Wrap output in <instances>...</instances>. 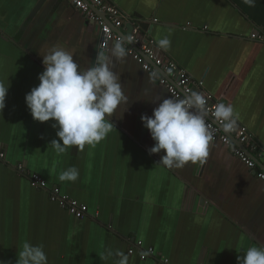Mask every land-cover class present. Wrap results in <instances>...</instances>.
Listing matches in <instances>:
<instances>
[{"label":"crops","instance_id":"obj_1","mask_svg":"<svg viewBox=\"0 0 264 264\" xmlns=\"http://www.w3.org/2000/svg\"><path fill=\"white\" fill-rule=\"evenodd\" d=\"M0 0V83L8 86L0 111V264H16L23 243L43 245L48 264H115L101 260L107 249L142 260L128 250L135 241L153 246L168 264H238L251 246H264V182L220 141H211L204 164L169 169L160 164L141 115L168 90L128 54L116 63L122 102L111 117L112 131L95 147L57 154L49 144L54 121L33 119L25 95L39 84L43 55L54 47L73 55L79 70L95 65L100 28L69 0ZM141 22L155 39L168 37L164 51L222 102L264 146V0H108ZM28 23L26 24V22ZM129 24L120 30L128 33ZM159 96L160 99L152 100ZM62 143V141H61ZM264 162V153L260 156ZM43 176L49 186L88 206L84 218L50 201L15 166ZM79 169L75 182L58 175ZM204 202V203H203Z\"/></svg>","mask_w":264,"mask_h":264},{"label":"clouds","instance_id":"obj_2","mask_svg":"<svg viewBox=\"0 0 264 264\" xmlns=\"http://www.w3.org/2000/svg\"><path fill=\"white\" fill-rule=\"evenodd\" d=\"M249 7L256 0H242ZM131 35L120 36L107 51H98L95 65L87 70H79L72 54L61 48H52L43 55L44 71L38 74L39 84L25 95V102L33 119L39 122L54 121L56 136L49 144L57 154L75 148L83 151L85 146L95 147L112 131L114 124L110 119L118 106L128 102L124 96L120 77L115 66L126 59V45L133 44ZM157 47L168 51L171 41L168 37L157 41ZM8 86L0 83V111L5 107ZM160 99L156 96L152 101ZM209 115L206 98L195 91L183 97L164 98L153 109L151 116L141 115L143 126L150 132L154 145L149 154L160 153V164L165 167L183 168L186 164H203L209 155V144L213 134L207 126ZM211 115L225 133H231L237 126L238 117L231 104L219 102ZM62 141V143H61ZM79 169L70 166L60 172L61 182H75ZM16 264H48L43 245L23 243L17 253ZM142 255L147 256V252ZM118 257L115 264H130L125 253L107 249L101 260ZM238 264H264V246H251L237 256Z\"/></svg>","mask_w":264,"mask_h":264},{"label":"built area","instance_id":"obj_3","mask_svg":"<svg viewBox=\"0 0 264 264\" xmlns=\"http://www.w3.org/2000/svg\"><path fill=\"white\" fill-rule=\"evenodd\" d=\"M77 9L82 11L86 18L97 24L100 28L101 38L100 50L107 49L112 42L122 36L116 32L127 23L130 26L126 36L133 37V44L126 45L128 54L136 60L142 68L157 78L169 92L170 97H183L192 91L202 94L207 101L209 115L206 120L207 126L213 134L212 141H220L232 147V151L255 175L264 182V162L260 156L264 153V146H261L251 130L239 120L237 126L231 133H225L220 124L211 115L217 103L222 102L221 97L214 96L206 89L203 79L194 78L188 71L180 66L175 60L168 56L162 49L157 47L154 38L144 33L139 19L110 3L108 0H69ZM107 16V18H105ZM124 36V35H123ZM253 40L264 42V36L253 32L250 36ZM237 141L240 145H237ZM254 156V157H253ZM259 160V161H257ZM260 162V163H259ZM6 163V152L0 148V165ZM15 170L28 177L30 184L37 188L46 190L51 202L58 204L70 214L84 218L88 215V206L78 200L61 192L58 186H49L47 180L38 173L30 172L23 164L15 166ZM138 252L142 260L154 257L162 264H168L169 260L158 253L153 246H144L142 240H137L128 250L129 254ZM147 252L148 255H142Z\"/></svg>","mask_w":264,"mask_h":264},{"label":"water","instance_id":"obj_4","mask_svg":"<svg viewBox=\"0 0 264 264\" xmlns=\"http://www.w3.org/2000/svg\"><path fill=\"white\" fill-rule=\"evenodd\" d=\"M41 2H42V0L39 2V4L36 6V8L32 11L31 15H30L29 18H28V21L31 20L32 17L34 16V14L37 12V10H38V8H39ZM105 18H107V16H105ZM28 21L26 22V24L28 23ZM116 32L121 33L122 35L126 36L125 34H123V32H122L119 28H116ZM234 142H235L237 145H240L237 141H235V139H234ZM210 144H211V143H210ZM210 144H209V148H210ZM240 146H241V145H240ZM208 151H209V149H208ZM253 157H254V156H253ZM257 161H259V160H257ZM259 163H260V162H259ZM203 164H204V163H203ZM203 203H204V202H203Z\"/></svg>","mask_w":264,"mask_h":264}]
</instances>
